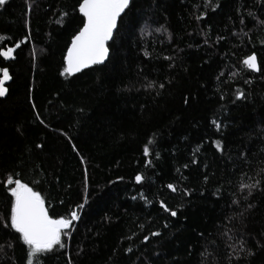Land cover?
<instances>
[{
  "label": "trees",
  "instance_id": "16d2710c",
  "mask_svg": "<svg viewBox=\"0 0 264 264\" xmlns=\"http://www.w3.org/2000/svg\"><path fill=\"white\" fill-rule=\"evenodd\" d=\"M79 2L0 6V217L12 177L51 218L78 212L37 264H264V190L239 187L264 180V0H132L106 62L61 76ZM12 236L0 224V264H26Z\"/></svg>",
  "mask_w": 264,
  "mask_h": 264
},
{
  "label": "snow or ice",
  "instance_id": "6c2138e0",
  "mask_svg": "<svg viewBox=\"0 0 264 264\" xmlns=\"http://www.w3.org/2000/svg\"><path fill=\"white\" fill-rule=\"evenodd\" d=\"M131 2L132 0H80L78 11L80 16L83 17L80 21L82 27L72 36L71 43L67 46V52L63 57L64 67L60 72L61 76H71L82 69L105 63L109 52L106 45L112 39L114 30L118 27V18L129 8ZM5 3L6 0H0V6ZM203 4L208 7L209 0H203ZM196 19H203V13L197 16ZM260 23L264 24V21ZM156 31L159 32L160 29H156ZM2 39L3 37H0V40ZM27 39L28 37H25L16 42L15 48H19ZM14 51L15 49L12 47L0 50V57L4 60L13 59ZM147 55L148 53H145V56ZM165 59H168V57H165ZM242 63L251 72L259 71L255 54L248 55ZM9 79L8 69L6 67L0 68V97L5 96L7 89L4 84ZM152 87L153 83L149 82L147 88L151 89ZM159 87L163 88L164 85L160 84ZM241 95L238 94L236 99H240ZM37 119H40V117L37 116ZM41 122L43 123V121ZM212 123L219 129L220 125L216 121H212ZM151 143L152 140L150 139L148 144ZM215 146L219 151V142H215ZM37 147H40V145H37ZM196 151H199V149L197 148ZM143 153L145 157L149 155L148 145H145ZM145 163L148 164L149 162L146 160ZM193 163H195V160H193ZM134 179L139 184L142 182L143 177L137 174ZM13 184L14 187H8V185ZM166 187L172 192L178 191L173 184H167ZM239 187L241 190L248 189L247 196H251L252 190H264V180H257L252 184H240ZM5 189L11 198L10 213L0 217V224L3 225L4 229H8L10 233L18 234V236H12L11 241H18L26 246V264H37L39 254L49 253L57 246L63 248L62 236L67 235V230L73 226V221L78 219V212L73 210L70 213V218L53 219L45 209L40 194L33 191L26 183L9 177ZM187 194V191H185L184 195ZM247 196L244 198L247 199ZM232 203L236 204V201L233 200ZM77 207L83 209L85 204H80ZM160 207L172 217L177 216V212L170 210L163 202H161ZM151 235L157 236L159 233L153 232ZM144 240L147 241L148 237L145 236ZM11 241L7 245L8 248L12 247ZM4 248L5 245L0 244V252ZM249 255H252V253L249 252Z\"/></svg>",
  "mask_w": 264,
  "mask_h": 264
},
{
  "label": "water",
  "instance_id": "95a60500",
  "mask_svg": "<svg viewBox=\"0 0 264 264\" xmlns=\"http://www.w3.org/2000/svg\"><path fill=\"white\" fill-rule=\"evenodd\" d=\"M79 6V5H78ZM77 11H78V7H77ZM78 13H79V11H78ZM79 15H80V13H79ZM123 15V13L121 14V16ZM82 17V16H81ZM83 18V17H82ZM118 20H119V18H118ZM117 24H118V21H117ZM82 27V26H81ZM115 31H116V29L114 30V33H115ZM114 33H113V35H114ZM113 38V37H112ZM111 40L112 39H110L109 41H108V43H107V45H106V47H108V44L111 42ZM70 43H71V40H70ZM69 43V44H70ZM66 52H67V49H66ZM66 52H65V54H66ZM108 55H109V52H108ZM108 58V57H107ZM107 60V59H106ZM106 60H105V62H106ZM103 65V64H102ZM94 66H101V65H93V66H91V67H89V68H85V69H82L80 72H76V73H73L72 75H71V77L72 76H75V75H77V74H80L81 72H83V71H85V70H87V69H90V68H92V67H94ZM7 82V81H6ZM5 82V83H6ZM44 207H45V209L47 210V207H46V205H45V203H44ZM47 212H48V210H47Z\"/></svg>",
  "mask_w": 264,
  "mask_h": 264
}]
</instances>
